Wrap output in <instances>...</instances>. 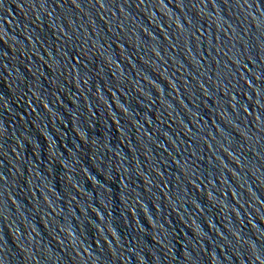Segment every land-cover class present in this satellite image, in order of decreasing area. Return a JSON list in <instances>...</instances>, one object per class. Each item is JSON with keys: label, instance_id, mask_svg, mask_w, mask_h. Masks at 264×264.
<instances>
[{"label": "water", "instance_id": "obj_1", "mask_svg": "<svg viewBox=\"0 0 264 264\" xmlns=\"http://www.w3.org/2000/svg\"><path fill=\"white\" fill-rule=\"evenodd\" d=\"M0 264H264V0H0Z\"/></svg>", "mask_w": 264, "mask_h": 264}]
</instances>
